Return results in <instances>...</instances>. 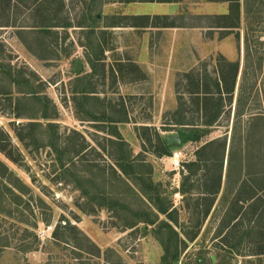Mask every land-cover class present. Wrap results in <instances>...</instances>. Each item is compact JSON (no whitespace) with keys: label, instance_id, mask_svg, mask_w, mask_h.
I'll list each match as a JSON object with an SVG mask.
<instances>
[{"label":"rangeland","instance_id":"obj_1","mask_svg":"<svg viewBox=\"0 0 264 264\" xmlns=\"http://www.w3.org/2000/svg\"><path fill=\"white\" fill-rule=\"evenodd\" d=\"M239 1L243 14L239 34L242 39L247 38L248 46L246 66L240 62L239 68L246 70L242 87L250 93L261 82L264 72V0ZM33 2L10 0L5 9L0 1V143L6 147L8 136L10 145L6 149L12 146L16 151L13 157H18V163L14 164L0 153V163L7 168V172L0 168V264H264V257H240L222 247L221 240L215 239L218 212L203 220L194 240L186 239L197 228L196 219L202 214L191 217L192 211L186 207L192 201H184L190 196L174 198L176 185L181 184L187 173L184 165L194 161L197 148L205 141L226 131L227 117L219 121L218 128L206 129L211 134L202 136L200 142L169 148L170 156L176 151L183 154L185 169L177 172L171 169L170 156H154L155 142L152 147L144 144L145 152L142 151V141L137 138L133 124L150 119L151 129L161 138L177 139L180 128L172 123L180 119L173 110L174 95L170 91L165 96L127 94L132 90L131 84L145 78L144 69L138 64L143 58L150 62L155 78L196 62L211 77L217 55L222 54L230 61L241 57L236 45L237 32L233 31L225 41H209L203 35L201 40L197 31H168L161 35L150 32V47L146 49L142 43L148 39V32L127 27L150 25V19L141 17L144 7L134 4V0H64L63 14L74 26L80 23L85 27L51 30L44 35L38 26L51 22L58 3L49 0L50 13L40 11V15ZM182 2L175 8L176 15L184 10L191 14L226 11L225 4L193 6L189 5L191 0ZM136 13H140L139 17ZM42 18H46L45 22ZM187 38L190 49L181 42ZM172 39L177 43L175 48L170 45ZM89 63L96 66L90 79ZM78 65L83 68L81 73L75 71ZM8 73L15 84H10ZM81 77L86 88L94 86L99 93L96 112L108 114V105L124 102L128 123H118L117 130L132 153L143 154L146 160L144 168L134 171L141 173L144 185L135 175L130 179L141 185L153 201L159 198L166 214L157 213L155 218L150 202L139 201L112 177L108 167L113 162L107 152L100 151V147H107L108 136L96 128L106 130L108 124L95 126L76 118L71 93ZM39 87L56 106L54 121L39 119L41 108L33 100H20L19 91L37 92ZM186 87L182 79L179 91ZM119 92L123 97L118 96ZM160 98L167 107L163 111L159 108ZM48 112L53 117L52 111ZM29 123H39L41 127L29 130L25 128ZM49 123L54 127L49 128ZM108 129L110 132L111 127ZM82 138L91 150L73 157ZM49 143L56 144L59 152L50 149ZM62 152L65 154L60 156ZM66 153L74 164L64 162L61 167L58 159H68ZM193 181L195 192L199 184L194 178ZM93 191H101L102 195L95 199ZM175 219L176 225L172 222ZM151 220L155 222L149 223Z\"/></svg>","mask_w":264,"mask_h":264},{"label":"crops","instance_id":"obj_2","mask_svg":"<svg viewBox=\"0 0 264 264\" xmlns=\"http://www.w3.org/2000/svg\"><path fill=\"white\" fill-rule=\"evenodd\" d=\"M182 1L183 0H134V2H136L134 4L144 7V12H142L141 17H147L150 19V25L148 24L145 27L140 28L139 26L133 25L127 26L128 28L135 29L137 31L143 29L145 32H148L147 34L149 37L148 39H144L142 43L143 48L147 49L150 47V32H157L161 35L164 34L161 32L168 31H197L200 33L199 36H201V40L203 35V37L205 39L207 38L209 41L227 40L231 37L232 33L225 35L222 34L225 31H234L238 34L240 33V26L239 28L233 30H227L214 25L215 22H213L212 19H205L206 17L214 18L217 16L227 15L229 13L230 2H222L221 0H191L192 4L189 5L193 6L201 4H225L226 11L222 14H191L187 10H184L182 13L185 15L180 16L182 13L176 15L175 8H177L178 5H182ZM164 8H166V10H164ZM239 12L241 25L243 14L241 12L240 1ZM139 15L140 13L135 14V16L138 17ZM164 16L169 18V20H173V26L166 28L158 25L156 21H158V19L162 20ZM155 17L158 19H155ZM152 21H154L155 24H153ZM210 21H212V23ZM181 42L183 46L188 49L192 47L189 38H187L186 41ZM236 42L237 50L239 54L241 53V57L238 54L239 58L237 61H230L224 55H219L223 56L229 62H238L240 64V62H244V37L242 39L239 34V39H236ZM170 43L172 48L176 47L177 43L175 40L172 39ZM219 55H217L216 58ZM216 58L213 61L214 67L216 65ZM148 63L150 62H147L144 58L142 60H138L140 68L144 69L146 75L142 81L131 84L133 85L132 90H130L131 92H128L127 94H129V96H165L169 94L170 91L171 95H174L173 110L175 116L180 119L174 121V123H172L173 125H171L175 128L179 127L180 129L191 125L195 128H204L200 119H195L196 121H194L187 114L183 113L184 116L182 115V110L179 108V94L177 90L178 84L182 81V75L189 73L194 68H198V62L182 70H174L172 74H163L161 78H155L153 71L149 68L151 65H148ZM215 77L216 75L212 73L213 81ZM178 79L180 80L177 82ZM242 79L243 70L239 68L232 95V102L230 106L225 107V110L229 111V116L227 117L228 126L226 131L223 134L204 142V144L215 140H219L221 143L225 142V151L222 161L223 164L220 173V187L217 189L215 185H212L213 181L219 177V172L216 168L218 163L210 162V152L202 151L198 155V165L201 166L204 159L208 160L206 163L207 170L201 167L193 176H191V180L188 184L189 188L186 187L188 189L187 192H184L185 190L182 191L183 188L181 184H177L175 187L176 192L174 194H178L177 198H180L182 195L190 196V198L185 199L184 201H192V205H190L189 208L186 207L192 211V218L197 215L195 212L197 209L200 212L205 211L206 209V216L203 217L200 215V218L196 219L198 222L204 223L205 219L209 218L211 214L216 212L219 213L215 239L221 240L223 248L230 250L240 257L260 258L264 257V98L262 89L260 88V82L258 85H255L254 89H252L250 93H247L245 90L241 89ZM156 81H158L157 84ZM121 92L118 93V96L123 97V93ZM240 95L242 97V101L239 105H237ZM182 101L191 107V109L193 108L189 94H185L181 102ZM252 102L257 103L253 105ZM158 103L161 111H163L164 108H167L165 102L161 103V98ZM189 107H187V109ZM223 118H225V115L222 113L218 121ZM133 124L135 128H152L150 119L142 122L134 121ZM212 128L218 127L215 125L209 129ZM135 133L137 136L136 131ZM209 134H211V132ZM183 144L184 143H182V145ZM200 147H198L197 150H199ZM216 157L219 158L220 156L218 155ZM194 161H192V163ZM186 175L188 174L186 173L182 177ZM193 178L198 180L199 184V187L198 189H195V192H193ZM200 228V226L194 228V231L191 234L192 236H196L193 237L192 240L198 236ZM242 250H246L247 252L245 251L246 253L240 254Z\"/></svg>","mask_w":264,"mask_h":264},{"label":"trees","instance_id":"obj_3","mask_svg":"<svg viewBox=\"0 0 264 264\" xmlns=\"http://www.w3.org/2000/svg\"><path fill=\"white\" fill-rule=\"evenodd\" d=\"M3 1L4 7L2 8H8L10 0H0ZM33 8L35 11H38V13L41 15L40 11L49 12L48 5H49V0H33ZM48 1V2H47ZM55 1V0H53ZM45 2V3H44ZM230 6H229V13L227 15L223 16H217L214 18L206 17L205 19H212L214 25H217V27H222L227 30H233L236 28H239L240 26V12H239V0H229ZM57 7L58 10H55V12L52 13L51 22L49 24H45V19L42 18L43 23L42 25L38 26L39 29L41 30L42 34H49L51 30H57V29H62V30H69L71 28L77 27V28H83L85 26L80 25V23L76 26L71 22V20L68 18V16H65L63 14L64 12V0H57ZM5 8V9H6ZM45 17V15L43 16ZM54 20V21H53ZM169 18L164 17L162 20L158 19V25L161 27H171L173 26L172 23L168 22ZM212 21H210L212 23ZM37 28V27H35ZM233 31H225L222 34H229L232 33ZM236 39H239V34H236ZM48 48V45L45 46ZM247 38H244V64L246 66V50H247ZM91 73L87 75V78L90 79L95 75L94 69L96 66H94L92 63H89ZM239 69V63L238 62H229L227 61L223 56L219 55L216 58V65L212 69V72L214 75H216L214 81L212 79V74L211 77L207 74H205V71L203 72V68H194L192 71L189 73L182 75V79H184L187 83L186 89L183 91L178 90V99H179V108L182 110V115L183 113L187 114L188 116H193L196 119L201 120L202 126H204L203 129L201 128H195L193 125L189 127H185L180 129L178 132L179 137L184 139V144H187L189 142H194L198 143L200 142V139L202 136L209 134L207 130H210L209 128L212 126H215L219 123V117L223 113L226 117L229 116V111L225 110V107L230 106L232 102V95L233 91L235 88V81H236V76L238 73ZM246 70L244 68L243 71V79H242V84L243 80L246 79ZM12 74L8 73V76L11 78L10 84H15L14 78L11 77ZM245 77V78H244ZM262 80L260 82V88L262 89L263 93V98H264V72L262 75ZM17 82V81H16ZM78 82V86L75 87V90L72 91V103L74 104V107L76 109V118L80 121H86V122H92L93 124L98 125V124H105L107 123L109 127H111L110 132L108 131L109 127L106 128V130L102 127H96L98 131L106 134L108 136L107 139V147H103L100 151L102 150L103 152H107L109 158L113 162V165L109 166L108 169L112 172V177L117 181V183H120L122 186H124L127 190L132 191L133 195L139 199V201L146 200L147 202H150L152 204V209L151 212H155V218H157V213L159 214H166L167 209L164 207H161V201L159 198L156 200H152L146 191L143 190V187L141 185H144L143 179L141 177V173L139 172H134L136 169H141L144 168L146 164V160L143 157V154L139 155H134L132 153V150L128 146V144L124 141L122 136L117 130L116 125L118 123H128V113L125 108L124 102L120 101L114 105L110 106L108 105V108H110V112L108 111V114H100L96 112V105L99 103V97H98V92H96L95 87H89L86 88L83 85V77L79 78L76 80ZM82 84V88H79V84ZM255 87V85H254ZM253 87V89H254ZM40 89L37 90V92H30V91H25L22 89L19 91L22 94V99L21 101H34L37 103L40 108H41V114L38 115L39 119L41 120H50L54 121L56 119V113L57 109L56 106L48 101L44 94V91H42V87H39ZM179 88V84H178ZM241 89L243 90V87L241 86ZM252 90V89H251ZM189 94L191 103L193 105L192 109H187L189 107L186 105L183 101L184 95ZM224 95V97H223ZM7 96L9 99H11V94L7 93ZM121 97V96H120ZM123 99V98H122ZM19 100V99H18ZM19 100V101H20ZM242 97L241 95L238 98L237 105L241 103ZM119 108V109H118ZM49 110L52 111L51 114H53V117H51L50 113L48 112ZM79 114H82L83 117H80ZM86 116V117H85ZM114 116V117H113ZM121 116V117H118ZM123 116V117H122ZM184 116V115H183ZM16 118H19V116H16ZM35 118V117H33ZM86 119V120H85ZM217 123V124H216ZM49 128L52 126L54 127V124H47ZM52 125V126H51ZM41 127L39 123H29L26 125L25 128L29 130H35L36 128ZM113 127V128H112ZM207 129V130H206ZM135 131L137 132L138 138L142 141V151L145 152V147L144 144H148L149 146L152 147L153 143L155 144V150H154V156L157 158L163 157V156H170V150L168 147H166L163 138L160 137L159 133L155 129H151L150 127H136ZM201 133V134H199ZM17 137L19 138L20 135L17 134ZM56 138V137H55ZM154 139V141H153ZM21 142L23 140L20 138L19 139ZM53 144V143H51ZM5 145L6 147L10 145L9 143V138L6 136L5 138ZM49 148H54L56 152H59V149L56 144L50 145L49 143ZM5 146L1 145L0 143V153L3 154L6 159L11 161L14 164L18 163V157H13V151L14 149L11 147L10 150L7 151ZM91 150L90 146L88 143L85 141L84 138H82V142L80 143L79 148L75 151L73 157H78L81 153ZM202 151H208L210 152V162L214 163L217 162V169L219 172V177L213 181L212 185H215V187L218 189L220 187V182H221V170H222V164H223V155L225 151V142L221 143L219 140L211 141L199 148V150L196 151V159L192 163H187L185 164L186 172L188 175L182 177V191L187 192L189 188L188 184L191 180V176H193L198 169L203 167V169L207 170V162L208 160L204 159L202 161V165L199 166V153ZM65 153H60V156H63ZM69 155L68 159L63 160L61 157L58 159V162L60 163L61 167L62 164L64 165V162L68 164H74L72 159L70 158V154L66 153ZM220 156L219 158L216 156ZM0 168L4 172H7V168L0 163ZM184 168V169H185ZM204 170V171H205ZM102 176H105V171H102ZM132 175H135L138 180L141 182V185H138L136 182H134L132 179ZM3 176V175H2ZM150 187L152 188V183L150 184ZM187 187V188H186ZM94 189L96 187L94 186ZM97 190V189H96ZM216 190V189H215ZM217 192V190H216ZM82 194L88 195L87 192L82 191ZM95 199H98V196L102 195L101 191H93ZM104 194V192H103ZM216 194V193H215ZM102 208V205H99ZM149 208V207H147ZM196 214H202V216H206V209L205 211L200 212L198 209L195 211ZM147 221V220H146ZM149 223H154V220L148 221ZM175 225L177 224V220L175 219L172 221ZM201 222L196 221V227L200 225ZM134 225L132 224L131 228ZM169 230H172V228L169 225H165ZM176 235V234H175ZM184 235V234H183ZM185 236H188L185 234ZM196 235L192 236L190 234V237L186 238L189 239L190 241L192 240L193 237Z\"/></svg>","mask_w":264,"mask_h":264},{"label":"built area","instance_id":"obj_4","mask_svg":"<svg viewBox=\"0 0 264 264\" xmlns=\"http://www.w3.org/2000/svg\"><path fill=\"white\" fill-rule=\"evenodd\" d=\"M169 162H170V166L172 170L177 171V172L182 170L184 168L182 152L181 151L173 152L171 156L169 157ZM174 197L177 198L178 194H175Z\"/></svg>","mask_w":264,"mask_h":264},{"label":"water","instance_id":"obj_5","mask_svg":"<svg viewBox=\"0 0 264 264\" xmlns=\"http://www.w3.org/2000/svg\"><path fill=\"white\" fill-rule=\"evenodd\" d=\"M83 70L82 66L81 65H78L76 66V73H81ZM164 143L166 145V147L170 148H178L182 145V143H184V139L181 138V137H178L177 139L173 136H168V137H165L164 139Z\"/></svg>","mask_w":264,"mask_h":264}]
</instances>
